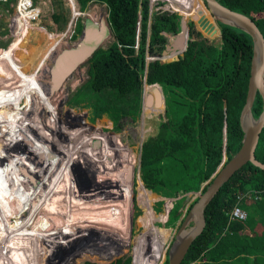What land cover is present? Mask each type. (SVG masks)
I'll use <instances>...</instances> for the list:
<instances>
[{
    "label": "trees",
    "instance_id": "trees-1",
    "mask_svg": "<svg viewBox=\"0 0 264 264\" xmlns=\"http://www.w3.org/2000/svg\"><path fill=\"white\" fill-rule=\"evenodd\" d=\"M13 1L16 0H7L6 7L11 8ZM78 1L81 10L90 1L105 2L115 37L108 47L96 49L90 58L89 84L101 93H97L99 110L107 107L104 111L113 113L121 108L120 105L125 108L129 106L127 108L134 110L132 115L136 116L141 109L144 122L141 141L148 133L145 124L155 112L152 105L151 111L148 109L150 94L145 96L144 102L138 98L135 106L133 93L139 91L144 83L148 86L160 84L165 95V112L158 133L149 136L142 146L137 202L133 199V180H130L131 166L137 157V140H131L126 132H114L112 122L107 124L106 114L97 121L96 126L85 127L77 118L75 109L72 113L73 107H67L65 128L70 136L63 138L74 155L71 158L63 157L48 179L54 194L67 197L70 193L74 198L93 202L91 193L99 189L92 187L93 178H97L95 167L101 170L95 158L99 163L103 158L94 157L90 152L85 155L79 153V143L90 146L100 143L109 156L111 168L106 178L116 193L112 196L113 206L108 209L114 215L116 213L113 216L120 224V231H123L120 241L129 242L127 236L130 229L126 231L123 228L132 224L131 216L137 203L141 211L137 223L140 229L143 227V231L135 232V235L132 233L135 264H157L164 258L165 245L175 229L172 225L175 220L170 217L169 211L175 199L172 197L198 191L223 159H230L241 146L244 131L240 114L248 92L253 38L237 26L224 22L217 24L202 0H170L173 8L182 14L164 7L162 3L150 13L149 0ZM219 1L254 19L264 35V0ZM203 15L209 23L206 34L215 36L220 27L219 38L211 40L196 29L194 22H190L191 39L188 46L183 57L180 56L181 51L176 54L177 48L182 47V38L175 36L168 45V35L181 31L182 17L184 20L191 16L196 18L200 27ZM54 18L59 20L60 16L54 14ZM82 27L83 23L78 22L76 31H81ZM177 55L179 58L175 59ZM161 56L175 58L165 60ZM2 65L0 62V89H3L0 91V128L6 115L23 102V90L17 87L16 82L13 80L11 83L9 78L2 81V75L7 72L1 69ZM107 90L108 95L102 94ZM262 110L263 97L258 92L253 104L254 117L258 118ZM1 137V163L2 169H5L14 163L16 157L7 141L4 142ZM256 157L264 162V128L256 148ZM67 180L73 184V189L65 186ZM208 184L204 185L202 191L206 190ZM249 191L256 192L257 197L245 195ZM241 196L244 197L241 199ZM159 200L165 201L162 210L157 205ZM236 204L247 210L246 219L231 218L230 211ZM205 217L203 232L193 241L181 264L193 260H200L199 264H264V169L252 162L246 163L209 202ZM59 236L63 238L61 235L53 237ZM72 236L73 242L68 247L64 245V256L58 253L59 248L63 247L62 243L54 242L58 254H52L47 263H44L47 240L37 235L26 236L10 245V250L22 262L7 264H69L74 255L83 251L118 256L108 262L88 258L83 264H132L130 256L113 254L120 245L113 243L110 247L108 242L102 243L101 236L91 233ZM168 263L169 259L164 262Z\"/></svg>",
    "mask_w": 264,
    "mask_h": 264
},
{
    "label": "rangeland",
    "instance_id": "rangeland-1",
    "mask_svg": "<svg viewBox=\"0 0 264 264\" xmlns=\"http://www.w3.org/2000/svg\"><path fill=\"white\" fill-rule=\"evenodd\" d=\"M77 1V2H76ZM34 2L40 6L42 8L41 14H40V21L39 24L41 25V27L38 30H35V34H37L36 39H38L37 44L33 41V43L35 45L31 46L29 45V47L31 48V51L27 48V47H21L18 46L17 48H15L14 50L10 51V47H11V43H23L25 42V38H26V30L25 28L20 29L17 27L13 26V18L16 16L17 14V3L18 0L13 1L10 3L11 8L6 7V2H0V51L3 52L4 54H2L3 56H7L9 57L7 63H8V69L10 70L13 66V62L11 63L12 65H10L9 61L10 59L14 56V54L18 51V53L16 54L17 57H25L28 58L29 60L32 61L33 57H34V62H32V66L35 68L37 66L38 61L48 53L49 48H57L60 51L59 54L62 52L63 50H69L72 48H76L77 46H79V43L81 41H85L87 40L85 38V36H87L86 34L88 33V26L89 24L92 25L95 34H97L98 36V45H97V49L100 47L106 48L108 47L114 40V33L112 30V27L110 25L109 19H108V13H109V8L108 5L105 2H101V1H90L88 2L87 6L85 7L84 10H81L80 8V3L78 0H34ZM71 3V4H70ZM76 4V5H74ZM49 5V6H48ZM72 6V7H71ZM74 6L76 8H78V10L82 11V14L79 16H76L74 13ZM171 6V5H169ZM164 7H168L167 4L164 5ZM50 8V9H49ZM29 9V8H28ZM54 14H58L60 16L59 20H55L54 18ZM84 14V15H83ZM42 15V16H41ZM82 22L83 23V27L81 29V31H76V25L78 22ZM72 22V25H71ZM187 22L188 25L190 24V22H194L195 27L197 30H200L202 32L201 29H203V31L206 33L207 31H209V23L206 21L205 16L203 15V20L201 22V26L199 27V23L197 22L196 19H193V17H189L187 18ZM201 28V29H200ZM182 29V28H181ZM13 34V35H11ZM203 34V32H202ZM56 35H60L63 36L61 37L62 43L61 46L57 45L55 46V40H56ZM56 36V37H55ZM176 35H168L169 37V41H168V45H171L172 43V39L173 37H175ZM220 34H216L214 37L210 38L211 40H217L219 38ZM59 37H57L58 39ZM59 38V40L61 39ZM41 40V41H40ZM187 40V39H186ZM61 47V48H60ZM168 48V46H167ZM166 48V49H167ZM36 50V53L34 52ZM10 51V52H7ZM181 51L180 48H178L176 50V54H178ZM57 52V53H58ZM166 52V50H165ZM149 57V56H148ZM91 54H88L87 56L83 57L78 63H76L71 70H69L67 72V74L64 75V77L61 79L60 83L56 84V86L51 81L49 77V70H44L43 72L45 73L42 74V76H40L41 82L42 84L45 86V88H51V86L54 85L56 94L53 96V98L50 101V104L52 103L51 107H48L45 109L46 112V119L44 120L45 124H46V128H43V134L45 133V137H47V139H49L48 137H50V139H53L52 136L54 134L57 135V137H61L63 139V146L65 147L66 150H62L61 146H60V152L61 154L58 155V158H56L55 162L52 161V159L49 160V158L47 159V155H45L44 157L40 156V152L38 151H33L36 155L39 156L40 160L43 161V166H38V163L36 162V166L32 167L31 170L34 171H40L45 172L48 171L47 175L52 174L53 170L57 168V166H59L61 164L62 158H71L74 155V151L71 149V146L66 142H65V138L62 137L63 136H67L68 137V131H66V122H67V107L68 106H72V113H74V109H75V113L77 114V118L81 119V124L85 127H92V126H96L97 121L100 118H103L104 115L106 114V116L108 117L107 119V124L109 122H112V126L113 131L114 132H126L129 136V138H131V140H137V157H136V161L134 163H132L131 166V175H130V180L132 181V185H133V199L135 200V202H137V187H138V174L140 173V164H141V155H142V146L144 141L151 135H156L159 131V127H160V122H161V118L164 115L165 112V98L163 99L162 97V93L164 94L163 89H161L159 91V86L155 85V86H148L146 83H144L142 85V87L139 89V91H135L134 97V104L135 106H137V102H138V98H142V101L144 102L145 100V96H148L149 94L150 96V102L148 105V109L149 111H151V106L154 109V114L152 115L153 117L149 118L145 124V130L148 131V133L145 135V138L141 141V137H143L142 135V127H143V117L141 116V109L140 111H138V115L134 116L132 115V112L134 110H130L128 109L127 106L126 108L121 106V108L116 109L115 111H113V113L104 111L107 107H105L104 109L99 110V97L97 96V93L89 84V79L91 77V72H90V67H91ZM161 58L165 59V60H172L175 57H171V58H166L165 56H161ZM13 59L15 60L16 57H13ZM12 59V61H13ZM150 59V57L148 58ZM55 65V61H53L52 59H49L46 63L45 66H47L46 69H48V66H54ZM32 67V68H33ZM33 68V69H34ZM32 69V70H33ZM7 70V72L9 71ZM12 70V69H11ZM40 71V73H43ZM10 74L6 73L3 74L1 79L2 81H6V78L10 77ZM48 82V83H47ZM62 82V83H61ZM45 83V84H44ZM50 85V86H49ZM48 86V87H47ZM59 89V90H58ZM3 90V89H2ZM108 91L103 92L102 94L104 95H108ZM80 92V93H79ZM78 94L75 97V94ZM40 92L38 94H36L37 96L40 97ZM101 94V93H98ZM43 95V94H41ZM36 96V97H37ZM25 94H23L22 96V101H25ZM42 97V96H41ZM40 97V98H41ZM104 98V97H102ZM98 100V102H97ZM23 104V102H22ZM25 104V103H24ZM58 104L61 106V111L60 108L58 107ZM67 107L64 108V105ZM22 108V106L20 107V109ZM28 107H23L20 111H22L23 109L25 110ZM108 109V108H107ZM30 111V109H29ZM134 116V117H133ZM63 117V118H62ZM56 118V119H54ZM89 121V122H88ZM55 123L58 126H61V129L63 130V132H61L58 128H56L55 126L53 127V125H55ZM63 123V124H62ZM5 125V124H4ZM3 125V126H4ZM42 130H39L42 132ZM54 132V133H53ZM31 132H26L25 137L28 141L26 140H22L20 143L23 144H28L30 143L33 139L36 140H40V138H38L34 133V135ZM70 136V135H69ZM1 137V136H0ZM4 136L1 137V139L5 142L6 140H4ZM6 139V138H5ZM32 139V140H31ZM45 139V141L47 140ZM55 139V138H54ZM44 141V140H43ZM48 142V141H47ZM37 143V142H36ZM81 146V150H79V153H83V155L85 154H89L92 153V155L95 157L97 156L98 158L101 157L103 158V161H101L100 159V163L98 162L97 158L96 162L98 166L101 167V170L97 167H95V169H97V178L94 179L93 178V182L94 184H92V187L94 189V187L99 189L97 190V192L93 191L91 193V199L93 200V206H95V213H99L102 210L108 211L110 209H108V207L113 206V199L112 196L114 193L113 192V187L112 184L110 183V180L106 178V173L108 174L109 170H110V164L108 163L109 161V156L108 154L105 152V150H103V148L101 147L100 143H97L96 145H89L86 143H79ZM37 146V144L35 145ZM32 148V147H30ZM46 150H49V148L46 147ZM78 150H76L77 152ZM14 153V152H13ZM12 153H10V157H12L11 155ZM19 157L16 159L15 158V165L17 166L16 168L20 171L22 170L21 168L22 165L26 166L27 165V154H21L18 153ZM21 155V156H20ZM16 157V156H15ZM27 157V158H26ZM80 160L83 161L82 157H80ZM73 159L71 160V162H73ZM26 160V161H25ZM106 163V164H105ZM21 164V165H20ZM26 164V165H25ZM33 164V163H32ZM40 165V164H39ZM51 165V166H49ZM35 169V170H34ZM41 169V170H40ZM9 171H4L3 174H7ZM22 172V171H21ZM80 172V170H79ZM79 176L81 177V172L79 173ZM70 181H72L71 179H69ZM70 185H68V183H64L65 186H67L68 188H74L73 184H71V182H69ZM98 181V182H97ZM63 183V181H62ZM73 183V181H72ZM123 183V182H121ZM121 187L124 188L123 184ZM104 185L101 187V185ZM144 184V183H143ZM42 187V186H41ZM90 192V191H88ZM87 192V195L89 194ZM124 192V191H123ZM129 193V192H128ZM40 195L42 194L40 191L37 190V193L34 192L32 195V199H34V197H37L36 195ZM53 198L54 197H61V196H53L51 195ZM69 196V197H68ZM62 197H65L64 195H62ZM68 198H71L74 201H81L83 200L82 198H74L73 196H71V194L69 193L67 195ZM167 197V196H166ZM172 198H175L174 201L172 202V206L170 207V217L172 219H174L172 225L175 227L172 237L170 238V240L168 241V243H166L165 245V254L164 258L161 260V262L159 261L157 264H164V262H166V260L168 259L170 252L174 246V243L176 242L177 239V235L179 232V228L188 212L189 209V204L192 202H195L197 200V193L196 192H192L189 193V199H186V195L185 194H178ZM81 199V200H80ZM196 199V200H195ZM33 201V200H32ZM31 201V202H32ZM86 201V200H84ZM120 201V199H119ZM158 208L159 209H163L165 206V201L164 200H159L157 202ZM27 209V208H26ZM83 208H80V212ZM97 209V210H96ZM58 210V208H56V211ZM134 213L131 216V220H132V224L130 226H128L127 228H123L124 230H128L131 229V231H129V234L127 236L130 237V235L133 233V235H135V232H139L141 233L143 231V227L140 229L138 227V216L141 214V211L138 209L137 203L133 208ZM26 211V210H25ZM70 211V210H69ZM110 212V211H109ZM69 215L71 216V212L69 213ZM111 215V216H110ZM114 215V214H113ZM112 214H109V219L111 220H115L117 221L116 218L113 217ZM50 216V215H49ZM116 216V213L115 215ZM76 219H82V216L80 218L75 217ZM14 220V218H13ZM13 220H3V218H0V226H4L5 228H8L9 225L12 223ZM26 220V219H24ZM47 225H53L52 223V219L49 217L46 220ZM83 221H81L78 224H74L70 222L68 223V225H66L64 227V229L61 230H56L57 232L51 234V235H38L35 234L33 232H29L27 234H23L21 236H19L18 238L12 240L11 242H9L6 245L5 250H3V252L0 254V264H7V262H10V256L11 254H13V252L10 250V245H12V243L17 242L22 240L23 238H25L26 236H31V235H37L41 238H45L47 240L46 242V256L44 258V263H47L49 261V257H51L52 254L57 255L58 253H61V256H64V245L65 247H68L73 241V237L72 235L75 234V236L77 234H82L83 236L91 233V234H95L97 236H101L100 239L102 241V243H106L108 242V246H112L113 243L118 244L120 242L118 241H113L107 239L104 236V233H107L109 230L111 229V231H115L117 229V225H118V221L116 222L117 225H115L114 227H110V228H97L95 229H85L84 226L81 227ZM193 226V222L187 223L186 225L183 226V229H190ZM70 228V229H69ZM68 231H67V230ZM62 232V233H58V232ZM57 233V234H56ZM56 235H61L63 236V238L60 239L59 238H54L53 236ZM71 235V236H70ZM119 236V235H117ZM115 235V237H117ZM34 239V238H33ZM61 242L63 247H60L58 250V253L56 254L57 251V247L53 246L55 245V243L57 242ZM133 242H128V240L124 243L122 246H119L116 248V252L115 249L113 254H117L118 253H122L120 256L123 257H131L132 259V264H135V257L132 251V247H133ZM119 245V244H118ZM102 247L104 246V244L101 245ZM105 247V246H104ZM55 252V253H54ZM115 256L114 255H105V253L103 252H93V251H83L80 252L79 254H76L73 256V259L71 260V262L69 264H83L85 259L88 258H92L94 260H99L101 262H108L109 260L113 259ZM118 257V256H116ZM115 257V258H116ZM58 259V258H57Z\"/></svg>",
    "mask_w": 264,
    "mask_h": 264
},
{
    "label": "bare ground",
    "instance_id": "bare-ground-1",
    "mask_svg": "<svg viewBox=\"0 0 264 264\" xmlns=\"http://www.w3.org/2000/svg\"><path fill=\"white\" fill-rule=\"evenodd\" d=\"M27 2L28 0H21L20 4L17 6V14L13 18V26L20 29L25 28L26 38H25V42L22 43L21 47L25 46L29 49L30 40L34 38L35 35L34 31L38 30L41 27V25L39 24L40 16L38 9L29 8L27 6ZM78 12H79L78 8L74 6V13L77 14ZM92 32H93L92 29H88V33L86 34L87 36H85L87 40L94 37ZM56 36L59 38L63 37V36L60 37V35L59 36L56 35ZM57 37L54 44L55 46L57 45L61 46L63 39L61 38L59 40V38L57 39ZM96 37L98 38L97 35ZM83 42L84 41H81L79 43L80 44L79 46L83 45L84 44ZM29 50L31 51V48ZM58 51L60 50L57 48H49L48 53L38 61L37 66L35 68L32 66V62H34V57H33L30 64L34 69L30 74H28L27 78L25 77L24 79L20 74H18L17 76L18 81L15 82L17 84V87L22 89L23 94H25L26 96L24 102L25 104L24 106H22V108L23 107H28V108L22 111V113H24L25 111L26 113L21 116V120L19 121V129H20L19 132L16 130V126L14 124L16 118H13L12 111L6 115L4 120L5 125L2 128H0V136H5V138L8 139L7 141L9 142L10 145L12 144L10 143V138L13 133L18 134L23 139H26L24 134H26V132L28 131L31 132L32 134L33 133L35 135L37 134L40 137L42 136V148L44 149L43 152L46 155L50 151H52V156H53L52 161L54 162L56 158H58V155L61 154L60 146L62 150L64 149L63 139L61 137H57L56 134L52 136L53 139H50V137H48L49 139H47V137L44 138L45 133L43 134L42 129L47 127L44 120L46 119V113L48 112H46L45 109L52 106V104H50V101L57 92L55 91L56 87H54V85L56 86V84L60 83L61 79L67 73L65 72L66 70L64 68L65 66L63 64L64 61L63 58L65 56V52L68 50L62 49V52L60 54ZM34 52L36 53V50ZM8 59L9 57L0 54V62H2L3 64L1 66V69L4 71L9 70L8 69L9 65L7 63ZM49 59L55 61V65L53 67L48 66V70L50 72V76L48 78L51 79V81L53 82L51 84L54 85L51 86V88H45V86L41 82L40 76H38L39 74L38 73L35 74V73L43 70ZM10 73L12 74V72ZM39 92L43 94V95L40 94L42 96V97L40 96L41 98L36 95ZM55 127L58 128L61 132H63L61 126H58L56 124ZM39 130H42V132ZM45 139L47 140L45 141ZM30 143L34 145V139ZM46 147L49 148V150H46ZM0 156H1L0 158V162H1L3 160V155L0 154ZM31 159H33V157L28 158V161L25 160L27 162V165L26 164H25L26 166L22 165L23 167L21 168L22 172L20 171V169L18 170L16 167H14L13 169L9 170V172L5 175L0 173V206H3V208L5 209L9 208L11 211L7 216L10 218H14V220L12 221V223L9 225L8 228H5L4 226H0V254L3 252V250H5L6 245L9 242H11L12 240L18 238L23 234L33 232L38 235L42 234L48 236L57 232L56 230L58 229L62 231L64 227L68 225L69 222L70 224L74 222V224L76 223L79 226V223L83 221L81 227L84 226L85 229L89 228L95 230L97 228L106 229L117 225L116 224L117 221L109 219L108 215L109 214L113 215L111 209L108 211L102 210L99 213H95L94 211L95 206H93V203L90 201H84L81 199H80L81 201H74L71 198L62 197L61 194H56V193L54 194L52 191V184L48 179V177L50 176L47 175L48 171L41 173V172H37L34 169L35 171L33 173V171L31 170L32 168V163L30 161ZM37 190L40 191L42 194L40 195L37 194L36 195L37 197H34V199H32L33 201L30 200L32 198L33 193L34 192L37 193ZM51 195L61 196V197L53 198ZM56 208H58L57 211ZM80 208H83L81 212L79 211ZM134 211L135 210H133L132 213H134ZM70 212H71V216L69 215ZM81 216L82 219L80 220L75 218V217L80 218ZM4 217L5 214L3 212V209H0V218H4ZM48 217L49 219L50 218L52 219L53 225L50 224L47 225L46 220ZM119 225L120 224L118 222L117 229L115 231H111V229H108L109 231L107 233H104V236L112 241L113 240L120 241L123 235V231L122 230L120 231ZM189 230L190 229L181 230L179 233L180 234L179 238L185 235ZM61 231L58 233H62ZM115 235L116 236L119 235V236L115 237ZM128 239L129 242H132V234ZM123 242L125 243V241H120V243L118 244L122 246ZM10 262H22V261L21 258H16L15 255L11 254Z\"/></svg>",
    "mask_w": 264,
    "mask_h": 264
},
{
    "label": "water",
    "instance_id": "water-1",
    "mask_svg": "<svg viewBox=\"0 0 264 264\" xmlns=\"http://www.w3.org/2000/svg\"><path fill=\"white\" fill-rule=\"evenodd\" d=\"M202 1L208 11L215 17L217 24L218 22H224L237 26L247 31L253 38V54L251 59L248 92L246 102L240 114V124L244 131V136L238 151L230 159H226L225 157L216 171L212 174L211 178L203 185H201V188L198 191H190L185 193L186 199H189V193L196 192L197 200L189 204L191 206L189 207L188 212L179 228L176 242L174 243V246L168 257V264H181L185 259L191 244L196 239V237L203 232L205 228V211L207 205L219 192L224 183H226L238 170H240L248 162H252L254 165L264 169V162L256 157V148L259 143L260 134L264 128V35L255 20L248 15L225 6L219 0ZM193 19L196 18L193 17ZM88 28L93 30L92 34L94 35V37L84 41L83 45L69 49L65 52V56L63 58V64L66 70L65 72L71 70V68L76 63H78L83 57L87 56L88 54H91L92 56L94 51L97 49V34H95L92 25L89 24ZM181 28V31L176 34V37L180 35L182 38L180 56L183 57L184 52L188 46V40L191 39V37H189L190 31L187 19L184 20L183 17ZM203 34L209 38L214 37L204 32ZM178 58L179 56L177 55L175 59ZM155 85H158L160 90L162 89L160 84L156 83ZM258 92H260L263 97V110L259 117L255 118L253 115V104ZM162 97L163 99L165 98V95L163 93ZM224 144H226V134ZM207 183L209 184L206 190L202 191L204 185ZM190 222H193V226L185 235L179 238V233L181 230H183V226Z\"/></svg>",
    "mask_w": 264,
    "mask_h": 264
},
{
    "label": "flooded vegetation",
    "instance_id": "flooded-vegetation-1",
    "mask_svg": "<svg viewBox=\"0 0 264 264\" xmlns=\"http://www.w3.org/2000/svg\"><path fill=\"white\" fill-rule=\"evenodd\" d=\"M11 35H13V34H11ZM189 37H190V33H189ZM22 45V43H11V47H10V51H12V50H14L15 48H17L18 46H21ZM25 47V46H24ZM10 51H7V52H10ZM19 51V50H18ZM18 51L14 54V56L13 57H16V59L14 60L13 59V57L10 59V61H9V63H10V65H12L11 63L13 62V66H12V70L10 69L8 72H6V73H8V74H10L9 76V79H11L12 81H11V83H13V80L14 81H18V74H20L24 79H25V77L27 78V76H28V74H30L31 72H32V66H31V64H30V62H31V60H29L28 58H25V57H17L16 56V54L18 53ZM3 53V52H2ZM4 54V53H3ZM12 59H13V61H12ZM27 59V60H26ZM26 63H25V62ZM47 68V66H45L44 67V69L43 70H41V72H43L44 70H48V69H46ZM10 72H12V74L10 73ZM5 73V74H6ZM39 74L38 76H42V74H44L45 75V73L43 72V73H40V72H36L35 74ZM15 76H14V75ZM49 76H50V72H49ZM8 78V77H7ZM6 78V79H7ZM0 91H2L1 89H0ZM35 94V93H34ZM38 94V93H37ZM41 96V95H40ZM24 100H23V104H21L19 107H17V108H15V109H13L12 110V113H13V118H16V120L14 121V124H15V126H16V130L19 132L20 131V129H19V121L21 120V116L23 115V114H25L26 113V111L24 112V113H22V111L24 110H22V111H20V107L21 106H24ZM52 104V103H51ZM58 107L60 108V111H61V106L58 104ZM65 107H67V104H66V106L64 105V108ZM11 112V111H10ZM25 117V116H24ZM12 118V119H13ZM54 119H56V118H54ZM11 120V119H10ZM17 125H18V127H17ZM55 125H56V123H55ZM55 125H53V127L55 126ZM2 128V127H1ZM54 133V132H53ZM36 136L38 137V138H40V140H36V139H34V145L33 144H31V143H26V144H23V143H20V141H21V137L18 135V134H12L11 135V138H10V143H12L11 145L9 144V142L7 141L8 139L6 138V141H7V143L9 144V146L11 147V149H12V151L14 152V155L16 156V159L19 157V154L18 153H21V154H27V157L28 158H32L33 157V159H31L30 161H31V163H33L32 164V167L34 166V168L36 167L37 168V166H36V162L38 163V166H43L42 164H43V161H41L40 160V158H39V156L38 155H36L33 151H38L39 150V152H40V156L41 157H44L45 158V153L43 152L44 151V149L42 148V136L40 137V136H38L37 134H36ZM14 139H15V141H14ZM22 140H26V139H23L22 138ZM27 141V140H26ZM37 142V143H36ZM37 144V146H35ZM30 147H32V148H30ZM24 150V151H23ZM47 155V159L49 158V160L50 159H52L53 160V156H52V151H50L48 154H46ZM21 156V155H20ZM26 157V158H27ZM0 158H1V156H0ZM28 158H27V160H28ZM40 164V165H39ZM49 166H51V165H49ZM14 167H17L16 165H15V162L14 163H12V164H10V165H8L5 169H2V163L0 162V173L1 174H3L2 173V170H4V171H9V170H11V169H13ZM41 170V169H40ZM37 172H40V171H37ZM3 175H5V174H3ZM21 176H22V173H21ZM43 177V176H42ZM0 209H3V212H4V214H5V217L3 218V220H11V218L10 217H8L7 215H9V212L11 211L9 208L8 209H5V208H3V206H0ZM14 210V209H13Z\"/></svg>",
    "mask_w": 264,
    "mask_h": 264
},
{
    "label": "built area",
    "instance_id": "built-area-1",
    "mask_svg": "<svg viewBox=\"0 0 264 264\" xmlns=\"http://www.w3.org/2000/svg\"><path fill=\"white\" fill-rule=\"evenodd\" d=\"M7 0H0V2H6ZM177 2H180L182 0H176ZM21 0H18V3L16 6H18L20 4ZM159 3H162V4H167L168 5V9L174 11V12H178L179 14H182V12L180 10H177L175 8H173V6L170 4V0H149V5H150V13H152L154 7L156 5H159ZM171 5V6H169ZM27 6L29 8H32V9H38L39 11V16L41 14V11H42V8L40 6H38L34 0H28L27 2ZM82 14V11L79 10V12L77 14H75L76 16H79ZM71 25H72V22H71ZM77 27V25H76ZM245 195H247L248 197H251L253 195H255V197H257V193L256 192H253V191H249L248 193H246ZM244 196H241L240 198L242 199ZM230 216L231 218L232 217H236V218H240V219H246L247 216H248V212L247 210H245L243 207H241L239 204H236L232 210L230 211ZM200 263V260H193V261H190L188 264H199Z\"/></svg>",
    "mask_w": 264,
    "mask_h": 264
},
{
    "label": "crops",
    "instance_id": "crops-1",
    "mask_svg": "<svg viewBox=\"0 0 264 264\" xmlns=\"http://www.w3.org/2000/svg\"><path fill=\"white\" fill-rule=\"evenodd\" d=\"M36 37H37V34H35L34 35V38H32L31 40H30V45L31 46H33L34 45V43H33V41L37 44V42H38V39H36ZM41 41V40H40ZM61 48V47H60ZM0 54H3L1 51H0ZM54 54V53H53ZM52 54V55H53Z\"/></svg>",
    "mask_w": 264,
    "mask_h": 264
}]
</instances>
